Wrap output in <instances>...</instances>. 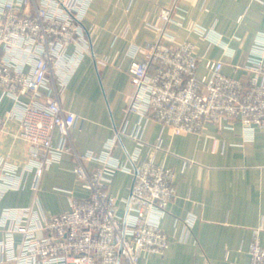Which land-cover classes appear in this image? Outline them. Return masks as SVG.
<instances>
[{"label": "built area", "instance_id": "1", "mask_svg": "<svg viewBox=\"0 0 264 264\" xmlns=\"http://www.w3.org/2000/svg\"><path fill=\"white\" fill-rule=\"evenodd\" d=\"M87 1L0 0V89L19 110L17 134L28 144L24 168L35 172L33 188L43 169L68 153L74 159L75 179L87 192L70 197L68 209L49 217L32 207L5 208L0 255L14 264H143V252L162 255L168 247L160 219L176 195V171L156 160V151L164 150L161 138L142 153L136 131L132 135L137 145L124 163L113 155L123 129L108 138L101 151H78L68 138L76 115L61 106L53 75L68 45L84 39L80 22ZM256 1L264 6V0ZM171 10H161L164 22L175 21ZM157 30V38L143 48V58L130 64L133 93L126 111L151 118L173 134L198 133L207 125L232 129L238 122L244 135L252 137L255 128H264V31L246 56L247 78L242 80L222 72L221 57L204 59L206 72L199 74L195 44L177 40L162 27ZM193 30L221 47L223 55H233L213 27L194 24ZM13 114L8 111V116ZM4 129L0 116V132ZM54 131L60 134L58 143L53 142ZM5 164L0 159V168ZM118 169L132 176L123 213L108 189ZM6 175L4 186L19 185L14 167H8ZM194 219L188 215L185 221L191 225ZM248 254L246 264H264V246L257 237Z\"/></svg>", "mask_w": 264, "mask_h": 264}, {"label": "crops", "instance_id": "2", "mask_svg": "<svg viewBox=\"0 0 264 264\" xmlns=\"http://www.w3.org/2000/svg\"><path fill=\"white\" fill-rule=\"evenodd\" d=\"M164 8H172L175 21L162 20ZM82 12L84 39L68 45L53 75L61 106L76 115L69 140L78 151H101L104 142L123 129L113 155L124 163L137 145L132 135L136 131L142 153L159 137L164 150L156 151V160L176 171V195L160 219L168 247L162 255L143 252L141 263L246 264L254 237L264 246V128H255L252 137L244 135L238 122L232 129L207 125L198 133L173 134L151 118L126 111V106L133 93L130 64L143 58V48L159 35L157 27L195 44L201 58L199 74L206 72L204 59L221 57L223 73L246 80L243 64L255 37L264 31V6L256 0H88ZM194 24L213 27L233 55L225 56L221 47L209 44L193 30ZM0 116L5 121L0 159L6 162L0 168L1 240L5 208L32 207L49 217L68 209L70 197L87 192L75 179L74 159L68 153L43 169L33 188L35 172L24 168L28 144L17 134L19 110L1 89ZM59 138L54 131L53 142ZM11 166L19 179L17 187L2 182ZM131 183V174L120 169L110 177L108 189L121 213ZM188 215L195 217L191 225L185 221ZM14 237L20 240V234ZM0 264L14 263L0 255Z\"/></svg>", "mask_w": 264, "mask_h": 264}]
</instances>
